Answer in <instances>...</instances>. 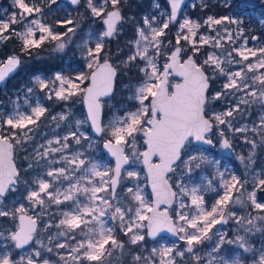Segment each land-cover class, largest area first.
<instances>
[{
    "label": "snow or ice",
    "instance_id": "snow-or-ice-1",
    "mask_svg": "<svg viewBox=\"0 0 264 264\" xmlns=\"http://www.w3.org/2000/svg\"><path fill=\"white\" fill-rule=\"evenodd\" d=\"M169 2L170 11L142 17L136 39L118 60L108 44L127 19L124 0H70L101 24L85 39L71 15L47 21L45 5L50 9L60 0H13L18 11L0 18V38L20 41L19 52L0 59V82L25 57L78 52L83 61L80 70L34 75L12 110H0V218L11 221V230L2 233L7 245L0 264H264V247L251 242L264 235V172L251 167L255 150L264 148V43L250 47L239 18L181 21L183 0ZM222 2L230 7L229 0ZM133 70L137 78L126 86L132 106L104 121L102 98ZM38 93L61 103V110L53 114ZM77 100L86 107L83 119L72 111ZM85 126L103 141L114 167L84 149V143L92 148ZM38 133L47 137L43 143ZM229 133L241 134L251 149L239 156L243 176L221 170V162L208 155L213 136L222 149H233ZM22 153L26 168L17 163ZM136 163L143 165L150 193L141 171L132 168ZM202 168L214 169L207 181L194 178ZM31 169L41 172L29 180ZM20 184L27 204L8 207L5 197ZM209 191L216 193L211 204ZM230 223L231 237L217 227ZM161 234L183 247L157 240ZM148 240L155 246L148 248ZM206 244L207 257L201 254ZM225 245L239 249L235 259Z\"/></svg>",
    "mask_w": 264,
    "mask_h": 264
},
{
    "label": "rangeland",
    "instance_id": "rangeland-1",
    "mask_svg": "<svg viewBox=\"0 0 264 264\" xmlns=\"http://www.w3.org/2000/svg\"><path fill=\"white\" fill-rule=\"evenodd\" d=\"M159 5V8H157ZM206 5V7H205ZM229 5H224L222 0H191L182 12L179 20H183V18L188 17L193 20L202 21L207 16H223L228 15L233 18H239L243 21V25L246 29L245 35L249 37L248 45L250 47L259 46L260 43H264V25L260 22L264 20V0H229ZM18 9L15 8L13 4V0H0V18L7 19L9 15ZM170 11V7L168 5L167 0H124L123 4V15L127 18L121 34L117 37L113 38L114 42L111 40L108 44L109 49H111V45L115 44V50L111 54L114 60H118L126 55L128 51V42L136 39V27L138 24L142 25V17L148 16L151 17L153 15H159L161 12ZM45 15L47 21L52 23L57 17L60 19L65 18L68 15H71L73 19L77 20L81 24V31L79 32V38L85 39L87 38V33L92 32L94 35L101 31V24L98 20H94L90 11L86 10L83 6H73L70 4L68 0H60L58 5H52L49 9L47 5H45ZM163 18V17H161ZM14 27H21L19 25ZM175 27L173 26L172 31L169 33L173 37L175 36ZM202 29L201 31H204ZM7 35V34H5ZM259 36L261 39L259 42H254L250 39L251 36ZM172 39V38H171ZM174 40V39H173ZM1 49L3 48V43H8L10 41V46L14 48L15 46H20V41L15 37L11 39L4 40L0 38ZM14 43V44H13ZM117 44V45H116ZM123 49V51H118ZM14 50H5V54L1 56L0 59H6L9 55L17 53ZM74 51V50H73ZM49 70L38 69L41 72H27L28 64L24 67V71H22V66L16 75L11 77L9 81L0 88V110L11 111L13 108V101L19 96L23 97L24 91L27 87L31 86V81L34 75L42 74L51 76L56 71H63L67 73L70 70H80L83 68V61L79 59L78 52L73 55V52L64 53H49ZM47 58V59H48ZM44 61V60H42ZM28 63V60H27ZM45 63V62H44ZM137 78L135 71L133 70L130 74L120 75L115 91L113 95L107 99H103L104 103V115L103 120L107 121L112 118V116L116 113H123L124 110L130 108L132 106V101L128 99L129 90L126 87L130 81H135ZM19 83V86H14V84ZM217 86V87H216ZM214 90L219 89V82L216 83ZM213 90V91H214ZM39 98L42 103H44L49 109H51L52 113L55 114L59 112L62 108L61 103H57L55 101H48L44 93H38ZM22 103V100L20 101ZM61 106V107H60ZM72 111L75 113L76 118L83 119L86 116L85 107L78 100L73 104ZM252 120L256 119L255 114H253ZM243 121H241V124ZM240 126V125H237ZM249 126L251 123L249 121ZM87 133L90 138L92 148L88 147V143H84L83 147L90 154H93L95 158L100 159L103 158V162L105 165L111 163V166L114 167V160L110 156H105V150L102 148L103 141L99 140L92 132L88 131V126H85L83 129ZM64 129H60L59 132H63ZM49 135H51V130H48ZM233 142L232 150H224L220 147L219 144L215 143L216 137L213 136L214 146L209 148L208 155L209 157H215L218 161L221 162V170L227 168L230 172H233L237 175L243 176L244 174V163L239 160V156L244 155L247 156L251 151L250 146L243 141L241 134H228ZM47 137H40L39 133L37 139L40 143L44 142V139ZM249 139H252L251 134H249ZM142 143V141H141ZM143 150V149H141ZM31 151V149H29ZM26 155V154H25ZM20 158L24 160V153L20 155ZM21 162L24 164V161ZM24 168V165L21 166ZM128 167V166H127ZM126 167V168H127ZM251 167L253 170L264 172V148H258L255 150L253 155V162H251ZM132 168L141 171V183L142 186L145 187L146 192L150 193L149 186H147L146 181H144L143 176V165L136 163L132 165ZM33 174L27 178L29 180L34 179L38 173L41 172L40 169H31ZM214 172L213 168H202L199 172L195 174V179H203L207 181L210 178V174ZM25 190V191H24ZM120 189H118V192ZM26 187L24 184H20L18 186V190L14 193H9L4 200V204L8 207L18 206L19 203L27 204V201L24 199L26 196ZM264 195V194H260ZM216 198V193L209 191L205 195V199L211 204ZM2 206V205H1ZM61 208L67 207V205H61ZM52 213L57 211L56 206L53 205L51 210ZM31 214V213H30ZM58 221V217H57ZM1 225V237H0V250H3L7 241L3 239V230L9 229L11 230V221L8 218H0ZM222 228V230L226 231L228 236L231 237L233 235V225L230 223L229 225L217 226ZM157 240H162L167 244H171L175 242L177 246L183 247L184 242L179 240H173L171 237L167 235H161L157 238ZM252 244H254L257 248L264 247V235L257 234L252 238ZM156 242L152 240L147 241V247L151 248L155 246ZM211 244H206L201 250V254L207 257L208 252L210 251ZM15 251V250H14ZM225 253L230 256L232 259L236 258V255L239 253V249L235 248V246L225 245ZM57 257L53 254L52 259L55 260Z\"/></svg>",
    "mask_w": 264,
    "mask_h": 264
},
{
    "label": "trees",
    "instance_id": "trees-1",
    "mask_svg": "<svg viewBox=\"0 0 264 264\" xmlns=\"http://www.w3.org/2000/svg\"><path fill=\"white\" fill-rule=\"evenodd\" d=\"M111 42L113 43L114 42V39H111ZM14 44V43H13ZM117 45V44H116ZM19 47L20 46H15L14 48L15 49H17L18 50V52H19ZM3 48L5 49V50H14V48H12L11 46H10V41H9V44L8 43H3ZM4 49H1V51H0V56H3L4 54H5V51H4ZM17 50H15V51H17ZM111 54L114 52V50H115V44H112L111 45ZM48 57H50L49 56V53L48 52H46V53H44L43 54V57H42V59H39V60H37V59H28L27 57H25V58H23L24 59V63L21 65L22 66V71H24V67L28 64V67H27V72H29V73H33V72H36L38 69H44V70H49V65L52 63H49V58ZM48 58V59H47ZM27 60H28V63H27ZM42 60H44V61H42ZM45 62V63H44ZM20 84L19 83H16V84H14V86H19ZM118 238H120V239H126V237H123V236H121V235H119V233H118ZM124 264H127V261L125 260L124 261Z\"/></svg>",
    "mask_w": 264,
    "mask_h": 264
},
{
    "label": "water",
    "instance_id": "water-1",
    "mask_svg": "<svg viewBox=\"0 0 264 264\" xmlns=\"http://www.w3.org/2000/svg\"><path fill=\"white\" fill-rule=\"evenodd\" d=\"M69 2H70V0H68ZM191 0H183V2H182V7H181V11H180V13H178V18L180 17V14L182 13V11L184 10V7H185V5H187L189 2H190ZM73 6H76V5H73ZM1 42V41H0ZM0 51H1V44H0ZM0 58H1V56H0ZM21 67V66H20ZM19 70H20V68H19ZM19 70H17L14 74H12V75H10L8 78H6V81H4V82H0V88L3 86V85H5L8 81H9V79L11 78V77H13L14 75H16L17 73H18V71ZM116 88V87H115ZM114 91H115V89H114ZM113 95V94H112ZM111 95V96H112ZM111 96H109V97H111ZM109 97H104V98H102V103H103V99H107V98H109ZM103 105H104V103H103ZM85 111H86V107H85ZM103 115H104V110H103ZM103 115H102V119H103ZM94 134V133H93ZM95 135V134H94ZM205 147H207V146H205ZM106 151V150H105ZM125 167H127V166H125ZM149 189H150V186H149ZM150 191H151V189H150ZM161 207H164V206H161ZM161 235H167V236H169V237H171L173 240H178L176 237H172L170 234H161Z\"/></svg>",
    "mask_w": 264,
    "mask_h": 264
},
{
    "label": "flooded vegetation",
    "instance_id": "flooded-vegetation-1",
    "mask_svg": "<svg viewBox=\"0 0 264 264\" xmlns=\"http://www.w3.org/2000/svg\"><path fill=\"white\" fill-rule=\"evenodd\" d=\"M167 2H168V5H169V7H170V2H169V0H167ZM185 8H186V5H185V7H184V10H185ZM184 10L182 11V12H184ZM182 14V13H181ZM181 14H180V16H181ZM180 18V17H179ZM178 18V19H179ZM170 39L172 38V39H174V37L172 36V35H170V37H169ZM173 42H174V40H173ZM215 86H216V84H214L213 85V90H214V88H215ZM217 87V86H216ZM61 107V106H60ZM85 107V106H84ZM25 155V154H24ZM21 160H23L22 158H18V160H17V163H18V165L19 166H22V165H24V168H26V166H27V163H28V161H26V160H23L24 161V164L21 162ZM33 174V172L31 171V170H28V172H27V175H26V178H29L31 175ZM25 191V190H24ZM1 206V205H0ZM0 237H1V225H0Z\"/></svg>",
    "mask_w": 264,
    "mask_h": 264
}]
</instances>
